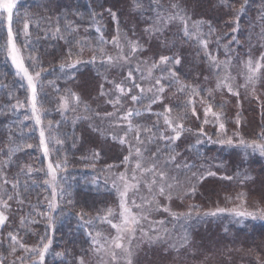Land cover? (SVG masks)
Returning <instances> with one entry per match:
<instances>
[{
	"label": "trees",
	"instance_id": "1",
	"mask_svg": "<svg viewBox=\"0 0 264 264\" xmlns=\"http://www.w3.org/2000/svg\"><path fill=\"white\" fill-rule=\"evenodd\" d=\"M144 2L146 10L143 13H138L131 10L130 0H18V8L12 27L16 44L21 48L25 66L29 68L30 73L39 70L33 69L32 61L29 59V55H35L39 57L41 66L48 69L36 81L37 107L41 109V125H37L35 119L31 118L29 103H25L23 107H12L16 104L17 99L25 101L30 93L28 92L27 80L22 75H17V69L12 63L11 57L6 54L3 45L6 42L7 27L0 23V166L7 159L6 153L9 147L14 148L17 144L26 143L34 145L31 149L25 148L23 151L15 152L7 163L5 171L9 180L17 177L18 165H30L34 172L30 176L24 173L18 175L17 178L20 181L18 190L22 193L25 203L20 205L15 199L10 202L11 209L6 213L10 215V221L4 226H0V240H4L9 231H13L14 234L22 238V242L34 246L39 242L40 236H50L53 243L46 254L45 264H74L75 258L81 255H84L85 264H91L93 251L91 237L88 233L93 232L95 234L99 231L103 237L108 238L109 233L115 231L110 225L102 224L99 220L94 221V224L89 226L79 221L75 213L83 210L88 213L89 217H94L98 212L104 215V210L109 207L117 210L119 197L113 187V181L116 180L120 172L125 170L122 161L123 157L128 155V145L121 144L119 140V136L123 135L121 128L112 130L117 134V138L113 139L107 132L101 134L93 130L99 120L83 118L90 113H85L79 109L76 113L68 111L62 115L58 110L59 96L68 88L80 94L82 99L91 105L92 109L104 112L112 111V108L105 104L103 98L98 96L99 85L103 82L102 74L105 72V69L100 67L99 57L95 64L78 66L76 79L74 81L67 80L58 68V64L64 58L65 43L63 40L52 39L50 35L45 37L44 31L54 28L58 18L63 28L65 17H67L69 21L73 22V26H79L80 37H87L89 40L95 41L103 34L105 39L110 40L115 35V24L107 16L105 9L112 8L120 14L119 27L121 32H127L131 39L139 38L140 43L147 49L139 55V59L151 60L157 53L161 55L179 54L183 57L182 67L178 69L183 82L199 85L204 89L215 87L216 75L214 70L210 71L202 54L197 56L198 49L195 44L185 42L180 37L177 25H173L163 36L158 38L149 37L143 31L147 26L146 22L153 15L152 11L147 9L148 0H144ZM168 2L169 0H164L165 4ZM179 2L190 16L195 14L200 19L211 21L218 33L222 34L228 31L224 22L230 19V14L227 8L221 7L220 0H179ZM230 2L239 7L243 0H230ZM262 10H264V0H248L245 13L240 20V32L236 34L240 43L233 42L231 45L233 64H236L238 68L240 63L236 60L237 56L243 61L248 58L249 52L253 59L264 53V38L260 36L264 24H261L259 19ZM93 12H104L103 19L98 17L100 32L96 31V26L89 19ZM25 13H28L30 17L29 32L31 35L27 40L22 31L23 21L28 18L25 17ZM78 14H82L83 19ZM43 17H47L49 20L41 19ZM37 22L40 23L39 29L36 28ZM204 30L207 31V28L205 27ZM230 38L228 37V39ZM165 39L175 41L176 47L172 48L171 51L164 49L160 45V41ZM212 41L209 50L219 59H226L225 49L222 45L227 41L222 40L221 43L217 44L214 37ZM106 48L109 54H115L116 50L112 45H106ZM92 54L91 49L85 48L82 58L88 60ZM119 76V69L108 73L109 79H119ZM205 77L208 79L206 80ZM49 81L55 83L49 84ZM237 83L243 84L244 81L239 80ZM105 87L107 88L108 85ZM57 88H59V92H57ZM174 92V87L167 90L165 103L175 105L180 102L182 105L186 97L179 94L173 95ZM241 93H244L243 89H241ZM257 94L261 97L260 102L247 97L245 93L241 94L239 98L233 97L226 90L214 93V103L223 104V108L220 109L217 106V110L223 112L222 119L226 124L228 136L231 135L233 129L239 128L245 139L257 138L255 133L264 127V108L261 106V103L264 102V95L258 91ZM126 104L128 107H133L130 102H126ZM134 107L141 108L142 106L135 105ZM181 110L182 108L174 107V114ZM159 111H162L161 106L153 105V113L142 112L141 117H133V123H151L156 119L154 113ZM197 111L201 119L191 118L186 122L193 131L200 126L203 119V112L199 104H197ZM237 113L240 114L241 119L239 126L235 123ZM77 115L81 118L73 124V118ZM25 116L30 118L25 119ZM49 122H51V127H49ZM41 127L45 129L46 139L55 137L64 141L63 144H56L54 139L49 140L48 156L44 155L39 144ZM204 130L207 136L212 137L213 140L218 138V124L204 125ZM195 139L193 133H185L176 142V151L181 154L177 157V163L195 164L196 167L192 171L207 170L216 172V175L207 176L199 183L193 181L196 183L195 194L184 197L189 198L191 202L190 212L195 215L197 213L202 215L213 204L225 203L228 193L232 195L231 202L237 193H246V199L249 196H255L256 190L264 191V159L257 151L221 146L209 142L205 137H201L204 140L201 145L189 150L188 145L194 144ZM148 147L154 150V146L149 145ZM94 152L99 153V157L96 159L92 158ZM145 155L148 156L149 153L146 152ZM49 160L54 167L57 163L60 164V167L56 169V187L58 192L63 189L65 193L64 196L57 195L56 199L61 207L52 212L55 230L49 228L45 219L38 214L49 210L45 198L51 199L52 189L44 183L46 179L50 178L47 175ZM132 163L129 164V168L134 166V162ZM106 165H114L115 167L108 170L105 168ZM201 165L204 166L203 169H200ZM238 173L239 176H237ZM173 174L179 175L181 181H184L186 175H190V173L184 172H174ZM225 176H233L235 179L229 181L223 179ZM241 180L244 181L242 185ZM25 182L27 183L25 184ZM187 186L186 184L185 188ZM243 186H245L244 189H242ZM3 190L10 195L13 192L11 185L5 186ZM140 193L139 195H144L146 192L141 189ZM130 197L134 198L132 193H130ZM184 198L175 199L182 201ZM69 199L73 201L71 205L67 204ZM139 202L137 199V203ZM162 203L168 205L171 211L175 209L176 205H179L176 202L169 203L167 200H162ZM21 216H29L36 223L19 228ZM154 216L156 218H153ZM152 218L153 220L165 219L167 221L165 226L168 228L174 221L168 213L164 212L153 214ZM113 222H118V215L113 219ZM243 224L239 223L236 226L237 234L235 237H239V241L235 238L236 241L233 242H241L243 247L252 255L264 256V222L250 221L243 222ZM201 245L205 246L204 244ZM216 245H213V249L221 250L220 247H227L225 242ZM6 249H8V243L5 240L3 244H0V253L3 254L0 258L6 257V264H11L15 257L8 255ZM57 253H63V255L58 256ZM222 253V257L225 258V252ZM17 255L26 256L27 253L18 252Z\"/></svg>",
	"mask_w": 264,
	"mask_h": 264
},
{
	"label": "snow or ice",
	"instance_id": "2",
	"mask_svg": "<svg viewBox=\"0 0 264 264\" xmlns=\"http://www.w3.org/2000/svg\"><path fill=\"white\" fill-rule=\"evenodd\" d=\"M247 3L248 0H243L239 7H236L230 0H220L221 7L227 8L230 14V19L224 22L228 31L221 34L213 27L211 21L193 20L187 10L181 7L179 0H169L167 4L164 3V0H148L147 9L151 10L153 15L146 22L147 26L143 31L149 37L158 38L163 36L173 25H177L180 37L185 42L195 44L198 49L197 56L202 54L209 65L210 71L214 70L215 72V87L207 89L181 80L178 69L182 67L183 57L179 54L161 55L157 53L151 60L139 59V55L147 49L140 43L139 38L131 39L127 32H121L119 27L120 14L112 8L105 9L107 16L115 24V35L110 40L105 39L103 34L95 41H91L87 37H80L79 26H73V22L69 21L67 17H65L63 28L58 18L54 28L44 31L45 37L50 35L52 39L63 40L65 43L64 58L58 64V68L67 80L74 81L76 79L78 66L95 64L99 57L100 67H103L105 72L102 74L103 82L99 85L98 96L103 98L105 104L112 108V111L104 112L92 109L91 105L83 100L80 94L68 88L59 96L58 110L62 115L68 111L76 113L79 109H82L85 113H90V115L83 118L99 120L103 125V127L95 126L93 130L101 134L107 132L113 139L117 138V134L112 130L121 128L123 135L119 136V140L121 144L128 145V155L124 156L122 161L125 170L120 172L116 180L113 181V187L119 196L117 210L109 207L104 210V215L98 212L94 217H89L88 213L83 210L75 213L79 221L89 226H92L94 221L99 220L102 224L106 223L115 230V235L111 236L110 239L103 237V234L99 231L95 234L93 232L88 233L91 237L92 251L100 256L101 264H135L136 251L139 247L137 241L140 243L146 242L149 245L168 244L169 241H172L164 249L166 252L175 251L178 255L181 252L185 255L189 254L192 241L187 231H184L179 237H173V230L165 226L167 223L165 219H151L153 214L161 212L168 213L177 222L190 219L191 212H173L168 205L162 203V200H167L170 203L174 199V195L177 199L194 195L196 183L203 181L207 176L216 175V172L213 171H192L196 167L195 164L177 163V157L181 154L176 151V142L185 133H193L196 137L195 143L188 145L189 150L201 145L204 142L201 137H205L209 142L221 146L240 147L245 151L252 149L264 154V127H261L260 131L255 133L256 139H245L239 128L233 132L232 136H228L226 124L222 119L223 112L217 110V106L222 109L223 104L217 105L214 103V93L217 91L226 90L233 97L239 98L241 89L247 97L258 102L261 101L260 95L257 94V86L258 84L264 86V53L253 59L249 52L248 58L243 61L237 56L236 60L240 63L242 71L238 73V76L231 74L233 66L231 45L233 42L240 43L236 34L240 32V20L245 13ZM17 8L18 0H0V23L5 24L7 27V37L3 47L7 56L11 57L12 63L15 65L17 75H22L27 80L28 92L30 93L25 101L17 99L16 104L12 107H23L25 103H29L32 113L31 118L35 119L37 125H41V109L37 107L36 81L48 69L41 66L39 57L35 55H29V59L32 61L33 69L39 70L30 73L29 68L25 66L21 48L16 44L12 27ZM130 8L133 12L143 13L146 10V5L144 0H130ZM24 15L28 18L23 21L22 31L27 40L31 35L29 32L30 17L28 13ZM78 15H81V19H83L82 14ZM98 17L103 19L104 12H93L90 14L89 19L96 26V31L100 32L101 27ZM17 19H19L18 16ZM41 19L49 20L47 17ZM259 19L261 24H264V10L261 11ZM205 27L207 31L204 30ZM36 28H40L39 22H37ZM260 36L264 38V28H261ZM213 37L217 44L221 43L222 40L227 41L222 45L225 49L226 59H219L217 55L209 50ZM228 37L231 38L228 39ZM109 44L116 50L114 55L109 54L106 48V45ZM160 45L171 51L172 48L176 47V42L165 39L160 41ZM85 48L91 49L93 53L88 60L82 58ZM115 69L120 70L119 79H109L108 73ZM156 73H159V75H156ZM238 78H242L244 83L238 84ZM205 79L207 80L208 77H205ZM54 83V81H49V84ZM105 85H108V87L106 88ZM173 87L175 88L173 95L179 94L186 97L182 105L180 102L175 105L165 103L167 99L165 93ZM56 90L59 92V88ZM201 93H204V95H201ZM126 102H130L133 107H128ZM197 104L202 109L203 119L200 126L193 131L191 127L187 126L186 122L191 118L201 119L197 111ZM135 105H141L142 107L137 108L134 107ZM153 105H160L162 108V111L154 113L155 120L151 123H133L134 116L141 117L142 112L153 113ZM261 106L264 108V102L261 103ZM174 107L182 108V110L174 114ZM29 118L25 116V119ZM80 118L78 115L75 116L73 124ZM235 123L238 126L241 124L239 113L236 115ZM208 124H218V138L216 140L207 136L204 125ZM49 127H51V122H49ZM51 139H54L56 144L64 143L63 140L55 137L46 139L45 129L41 127L39 144L45 156L49 154L48 142ZM149 145L154 146V150L149 148ZM33 147V144L27 143L17 144L14 148L9 147L6 153L7 159L0 166V226H4L10 221V215L6 213L11 209V201L15 199L20 205L25 203L22 193L18 190L20 186L18 175L24 173L30 176L34 172L30 165H18L17 177L9 180L5 171L7 163L15 152ZM146 152L149 153L148 156L145 155ZM98 157L99 153L94 152L92 158L96 159ZM132 162H134V166L129 169L128 165ZM59 167V163L54 167L51 160H49L47 175L50 178L44 181L52 189L51 199L45 198L49 210L38 213L52 230H55L52 212L61 207L56 199L57 195H65L63 189L58 192L56 187V169ZM113 167L115 166H105L108 170ZM203 168L204 166L201 165L200 169ZM174 172L190 173V175H186L184 181H181L179 175L173 174ZM237 176H239V173ZM223 179L232 181L235 177L225 176ZM193 181L196 183H193ZM240 183L242 185L244 181L241 180ZM186 184L188 185L187 188H185ZM7 185H11L13 190L11 195L3 190ZM141 189L145 190V195H139ZM130 193L133 194L134 198L130 197ZM245 197L246 193H237L235 199L240 203L236 206L232 208L217 207L214 211H207L202 215L216 216L218 213L229 212L238 218H264V208L257 207L253 211H248L245 208ZM137 199H139V203H137ZM72 203V200H67L68 205ZM117 215L118 222L114 223L113 219ZM200 215V213H197V216ZM32 223H36V221L29 216H21L19 228L27 227ZM145 224H147V228ZM181 228H183V225H181ZM173 229H175V224ZM5 240L8 243L7 254L15 257L11 264H45L46 254L53 243L50 236L42 235L36 245L30 246L22 242V238L14 234L13 231H9L4 240H0V244H3ZM18 252L27 253V255H17ZM56 255H63V253H57ZM0 256H3V254L0 253ZM105 256H107V260L104 259ZM256 262L257 264H264V258L257 255ZM0 264H6V257L0 258ZM74 264H85L84 255L76 257Z\"/></svg>",
	"mask_w": 264,
	"mask_h": 264
},
{
	"label": "rangeland",
	"instance_id": "3",
	"mask_svg": "<svg viewBox=\"0 0 264 264\" xmlns=\"http://www.w3.org/2000/svg\"><path fill=\"white\" fill-rule=\"evenodd\" d=\"M191 17L193 20L200 19L195 14ZM241 71H242L241 65L238 68L236 64H233L232 72H231L233 76H238V73ZM239 80H243V79L238 78L237 81ZM257 91L261 95H264V86L258 84ZM104 123L106 124L107 122ZM96 126L103 127L101 121H99V123H97ZM236 130H237L236 128L233 129L231 131L230 136H232L233 132ZM257 153L260 154L261 157L264 159V154H261L259 151H257ZM244 188L245 186H243L242 189ZM256 191L257 192L255 193V196L252 197L249 196L246 198L245 208L248 211H253L257 207L264 208V195H263L264 191L263 190H256ZM231 196L232 195L228 193V198L225 203L220 202L218 204H213L211 207L206 209L205 212L214 211L217 207L232 208L240 203L238 200L235 199H233L230 202L232 198ZM171 202H176L177 204H179L175 206V209H173V211L183 212V213L190 212L189 207L191 206V202L189 198L186 197L182 201L176 200L174 198ZM191 214H192L191 219L193 221L191 219H188L185 221L172 222L171 220L172 224H170L171 226L169 227V229L173 230L172 231L173 237H179L180 235L183 234L184 231H187L189 238L192 241V248L189 250L188 255H185L183 252H181L179 255L175 251L166 252L164 249L168 247V245L172 241H169L168 244L157 243L154 245H149L146 242L140 243L139 241H137L136 243L139 245V247L138 250L136 251L135 264H202V262H204V264H257L256 262L257 255H252L245 247H243V244L241 242L235 243L233 241L236 240L239 241V237L237 238L235 237V234H237L235 228L236 226H238L239 223L243 224V222H250V221L262 223L264 222V218H256V219H253L251 217L238 218L229 212L218 213L216 216H204V215L197 216L192 212ZM153 218L156 217L154 216ZM153 218L151 217V219ZM174 224H175V229H173ZM181 225H183V228H181ZM145 227L147 228V224H145ZM114 235H115V231H112L109 233L108 238L110 239L111 236ZM224 242L227 247L225 248L220 247L222 248L221 250L213 249V245ZM201 244H204L205 246H202ZM222 252H225L224 254L226 255L225 258L222 257L223 254ZM260 256L264 258L263 255ZM206 258L208 259L206 260ZM104 259L107 260L108 259L107 256H105ZM91 264H101L100 256L96 255L94 252L92 254Z\"/></svg>",
	"mask_w": 264,
	"mask_h": 264
}]
</instances>
